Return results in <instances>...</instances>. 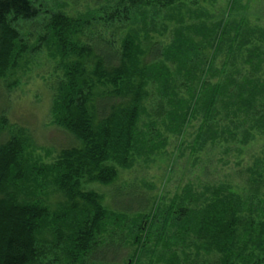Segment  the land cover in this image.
I'll return each instance as SVG.
<instances>
[{"label":"trees","instance_id":"16d2710c","mask_svg":"<svg viewBox=\"0 0 264 264\" xmlns=\"http://www.w3.org/2000/svg\"><path fill=\"white\" fill-rule=\"evenodd\" d=\"M183 4L112 0L92 13L48 12L36 48L52 47L60 72L50 117L78 144L41 162L29 130L0 113V264H264V146L237 182L203 167L168 198L145 193L144 204H118L117 189L111 208L82 186H111L137 156L165 148L162 131L179 140L192 120L194 155H241L264 138V26L238 0L219 14L183 15ZM44 11L0 0V80L27 53L20 24Z\"/></svg>","mask_w":264,"mask_h":264},{"label":"rangeland","instance_id":"374dc122","mask_svg":"<svg viewBox=\"0 0 264 264\" xmlns=\"http://www.w3.org/2000/svg\"><path fill=\"white\" fill-rule=\"evenodd\" d=\"M196 1L197 4L192 6L187 0H183L182 14L186 15L187 8L195 9V11L207 9L211 13L219 14L221 10H224L227 0ZM33 2L46 13L35 20L32 26L28 23H21L19 26L22 39L28 45L27 53L22 58V63L10 71L4 81L0 80V113H4L11 124L29 130L34 140L33 143L31 141L30 155L41 162L50 163L60 148L73 145L75 141L70 134L58 128L51 121L52 87L60 72L56 67V61L51 56L52 47L46 48L44 45H40L37 49V38L39 35L47 34L48 12L60 10L66 15L76 16L86 14L87 11L95 12L102 6L107 7L106 5H110L112 0H33ZM238 4L246 6L245 15L252 25L264 26V0H238ZM171 36L172 34H167L165 37L156 35V40L168 41ZM7 83H14L15 86L9 88ZM142 122H147V116H143ZM198 124V119L192 120L185 135L179 140H176L168 132L163 133L162 131V137H167L165 148L154 151V155L150 156L149 161L137 156L130 169L119 171L116 183L111 186L84 183L83 189L101 193L104 203L111 208L115 207L113 194L117 189L119 190L114 196L118 204L126 203L129 198L131 199V196H134L133 199L137 202L144 204L145 193L155 195L157 192H162L168 198L177 191L178 187L180 188L189 180L200 178L203 167L211 172L210 177L213 179L227 178L237 182L236 171L251 165L255 160L254 157L262 155L260 149L264 146V138L255 139L241 155L235 151L232 154H223L218 149L191 154L189 144ZM10 130H13V127H10ZM6 134L1 135L2 139ZM239 160L241 161L237 165L236 162ZM133 183L136 190L130 187L123 188L133 185ZM55 200L56 195H52V203ZM127 250L123 251V258L126 256Z\"/></svg>","mask_w":264,"mask_h":264}]
</instances>
